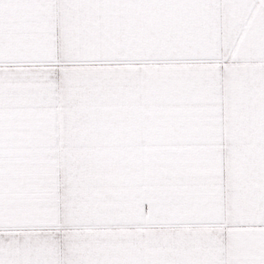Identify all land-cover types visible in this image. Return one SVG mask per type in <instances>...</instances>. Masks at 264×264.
<instances>
[{
  "label": "snow or ice",
  "instance_id": "obj_1",
  "mask_svg": "<svg viewBox=\"0 0 264 264\" xmlns=\"http://www.w3.org/2000/svg\"><path fill=\"white\" fill-rule=\"evenodd\" d=\"M0 264H264V0H0Z\"/></svg>",
  "mask_w": 264,
  "mask_h": 264
}]
</instances>
